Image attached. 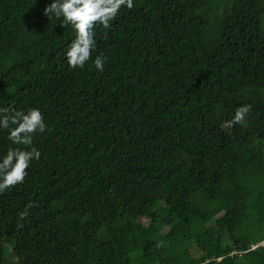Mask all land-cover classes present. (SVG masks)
Instances as JSON below:
<instances>
[{
  "label": "trees",
  "instance_id": "trees-1",
  "mask_svg": "<svg viewBox=\"0 0 264 264\" xmlns=\"http://www.w3.org/2000/svg\"><path fill=\"white\" fill-rule=\"evenodd\" d=\"M47 3L0 0V107L48 126L0 194V264H264V0H135L102 73L67 69Z\"/></svg>",
  "mask_w": 264,
  "mask_h": 264
},
{
  "label": "clouds",
  "instance_id": "clouds-1",
  "mask_svg": "<svg viewBox=\"0 0 264 264\" xmlns=\"http://www.w3.org/2000/svg\"><path fill=\"white\" fill-rule=\"evenodd\" d=\"M134 7L135 0H50L43 15L70 30L62 56L69 71L84 70L90 63L95 71L102 73L107 57L98 53L97 30L102 27L106 36L112 22ZM249 107H238L227 126L242 124ZM46 131L48 126L39 107L26 110H18L14 104L0 107V133L8 142L7 149L0 151V194L25 182L33 162L41 158V151L33 147L34 137ZM32 207V203L25 206L19 214L21 220L30 214Z\"/></svg>",
  "mask_w": 264,
  "mask_h": 264
},
{
  "label": "rangeland",
  "instance_id": "rangeland-1",
  "mask_svg": "<svg viewBox=\"0 0 264 264\" xmlns=\"http://www.w3.org/2000/svg\"><path fill=\"white\" fill-rule=\"evenodd\" d=\"M259 244H264V240L261 241ZM10 246H12V245L10 244ZM193 253H194L195 256H198L200 254V251L197 248H195V249H193ZM10 257L12 258V260H16L15 256H10Z\"/></svg>",
  "mask_w": 264,
  "mask_h": 264
}]
</instances>
